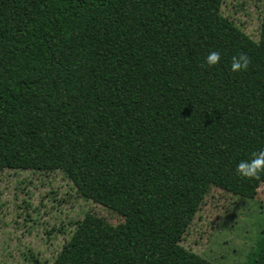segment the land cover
I'll list each match as a JSON object with an SVG mask.
<instances>
[{
  "label": "trees",
  "instance_id": "obj_1",
  "mask_svg": "<svg viewBox=\"0 0 264 264\" xmlns=\"http://www.w3.org/2000/svg\"><path fill=\"white\" fill-rule=\"evenodd\" d=\"M223 0H0V169L62 170L117 212L77 223L51 264H216L180 244L209 188L261 178L127 109L132 91L264 161L259 41ZM240 264H264V233Z\"/></svg>",
  "mask_w": 264,
  "mask_h": 264
},
{
  "label": "rangeland",
  "instance_id": "obj_2",
  "mask_svg": "<svg viewBox=\"0 0 264 264\" xmlns=\"http://www.w3.org/2000/svg\"><path fill=\"white\" fill-rule=\"evenodd\" d=\"M222 13L259 41L264 0H223ZM127 109L181 133L261 178L253 197L212 185L180 244L216 264H240L264 233V161L248 146L137 91ZM87 214L117 224V212L83 197L58 169H0V264H51Z\"/></svg>",
  "mask_w": 264,
  "mask_h": 264
}]
</instances>
